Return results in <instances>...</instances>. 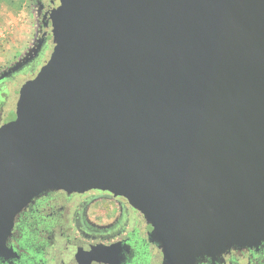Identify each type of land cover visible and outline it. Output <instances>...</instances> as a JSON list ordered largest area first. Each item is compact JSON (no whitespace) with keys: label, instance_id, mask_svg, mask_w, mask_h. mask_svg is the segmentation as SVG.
<instances>
[{"label":"water","instance_id":"95a60500","mask_svg":"<svg viewBox=\"0 0 264 264\" xmlns=\"http://www.w3.org/2000/svg\"><path fill=\"white\" fill-rule=\"evenodd\" d=\"M57 3L50 58L0 127V256L52 191L124 198L163 264L262 245L264 0Z\"/></svg>","mask_w":264,"mask_h":264},{"label":"flooded vegetation","instance_id":"af4514ba","mask_svg":"<svg viewBox=\"0 0 264 264\" xmlns=\"http://www.w3.org/2000/svg\"><path fill=\"white\" fill-rule=\"evenodd\" d=\"M41 1L47 4L45 27L49 31H45L38 53L19 72L0 81V127L15 119L21 87L38 74L53 49L49 14L58 3ZM48 52L49 57L35 75L17 88L22 71L28 66L32 71ZM106 201H111L110 209ZM150 227L127 200L108 192H47L16 218L6 244L10 252L0 256V264H163L157 256V244L149 239ZM197 264H264V243Z\"/></svg>","mask_w":264,"mask_h":264},{"label":"rangeland","instance_id":"374dc122","mask_svg":"<svg viewBox=\"0 0 264 264\" xmlns=\"http://www.w3.org/2000/svg\"><path fill=\"white\" fill-rule=\"evenodd\" d=\"M46 5V2L41 0H0V77L15 68L24 67V62L38 53V47L45 38V31H49L45 27ZM49 53L32 71H28L29 66L22 71L24 74L18 76L20 82L17 88L24 80L35 75L33 73L39 70ZM23 67H20L19 71ZM15 100L14 96V104ZM106 203L110 209L111 201Z\"/></svg>","mask_w":264,"mask_h":264}]
</instances>
